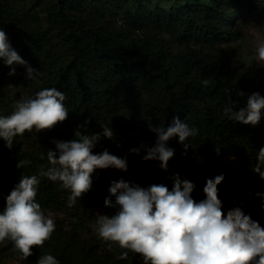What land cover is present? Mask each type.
I'll list each match as a JSON object with an SVG mask.
<instances>
[{"label":"trees","instance_id":"16d2710c","mask_svg":"<svg viewBox=\"0 0 264 264\" xmlns=\"http://www.w3.org/2000/svg\"><path fill=\"white\" fill-rule=\"evenodd\" d=\"M250 2L177 0L161 10L158 3L141 0H33L31 6L25 0H0V29L36 71L28 79L24 65L9 67L0 59V116L10 115L18 102L4 89L7 84H24L33 91L32 97L55 87L65 94L69 111L64 122L40 131V141L32 148H24L19 141L25 133L14 139L11 149L0 139V213L22 176L40 179L36 200L45 212L62 211L83 226L95 224L106 199L101 192L112 181L123 179L143 188L163 184L171 190L178 175L194 183L191 195L199 202L205 198L206 180L224 174L218 185L222 211L226 214L240 206L264 227L261 200L248 197L259 177L251 168L264 147V110L255 126L229 120L224 114L225 107L234 112L246 108L252 93L264 97V77L221 49L237 37L235 26ZM11 68H15L12 75ZM204 80L209 81L206 86ZM145 115L156 127L167 128L179 116L198 130L184 144L178 137L167 142L174 156L166 170L157 160L142 159L146 151L141 145L153 147L158 138ZM103 126L114 132L113 139H108L109 152L126 158L128 169H97L91 190L69 207L70 191L59 181L39 176L41 166L45 170L49 166L47 150L56 151L53 140L76 139L77 131L96 134ZM99 148L98 142L93 154ZM132 148H140V154L130 153ZM225 156L234 157L235 167L225 166ZM19 160L31 163L18 169ZM68 248L77 252L80 264H132L134 256L129 252L126 259H119L125 250L118 246L110 251L105 243L98 251L77 237ZM62 254L59 264L76 263Z\"/></svg>","mask_w":264,"mask_h":264},{"label":"clouds","instance_id":"9594fccd","mask_svg":"<svg viewBox=\"0 0 264 264\" xmlns=\"http://www.w3.org/2000/svg\"><path fill=\"white\" fill-rule=\"evenodd\" d=\"M257 60L264 63V40L257 47ZM0 59L11 67L24 65L28 79L34 78L36 71L11 47L7 34L0 29ZM15 73L11 68L10 75ZM206 86L209 81L204 80ZM240 96L244 93L240 92ZM66 97L55 87L45 88L34 97L19 100L15 110L7 116H0V139L5 146L12 148L14 139L25 132L50 130L68 118L69 111L64 104ZM264 110V97L252 93L247 107L237 112L225 107L224 114L229 120L255 126ZM150 131L157 134L155 146L146 147L144 161L157 160L161 169L166 170L174 156V149L167 142L178 137L184 142L197 135L198 130L190 128L179 116H174L171 124L153 127ZM76 139L70 141L53 140L56 151L47 150L48 167L41 166L39 176L51 181H59L63 188L70 191L68 206L75 205L78 198L92 188V175L97 169L110 167L127 171L126 158L111 154L107 149L93 154V148L101 136L113 139L111 127L103 126L102 133L82 134L75 132ZM187 149L188 145H184ZM217 155L220 147L216 146ZM139 155L140 148L130 149ZM44 159V154H41ZM31 162L19 160L16 167L22 168ZM264 180V147L256 155L255 165L251 168ZM224 174L206 180L203 188L205 198L197 202L192 197L193 182L181 180L177 175L171 190L163 184H152L148 188L130 184L123 179L112 181L108 189L110 196L105 199L106 207L119 206L111 217L99 215L95 231L108 244L123 249L119 259H126L128 253L139 254L143 264H264V227L237 206L222 211L219 188ZM40 179L37 175L22 176L19 183L6 197V207L0 213V243L11 241L23 258L33 255V248L43 246L55 231V220L46 214L37 202ZM252 193H249L251 196ZM255 196L261 200L264 209V193ZM111 197H115L113 204ZM37 264H59L52 255L38 258Z\"/></svg>","mask_w":264,"mask_h":264},{"label":"rangeland","instance_id":"374dc122","mask_svg":"<svg viewBox=\"0 0 264 264\" xmlns=\"http://www.w3.org/2000/svg\"><path fill=\"white\" fill-rule=\"evenodd\" d=\"M142 2L150 1L152 3H158L161 10L172 6L177 0H141ZM211 2L212 0H203ZM33 0H25L27 6H31ZM43 17L45 14L41 11ZM264 0H251L250 8L242 13L238 19V23L235 26L237 37L230 42H227L221 46V49L232 54L235 59L242 61L249 65L255 72L256 76L264 77V63L258 62L257 60V47L258 44L264 40ZM231 18V17H230ZM229 18V19H230ZM46 20V18H45ZM230 21V20H228ZM132 43H135V38L132 39ZM11 95L19 100H26L32 97L33 91L26 87L24 84L18 86H12L7 84L4 88ZM149 125L156 127L154 122L145 115ZM101 129L99 133H102ZM39 132L35 130L31 132H25V134L19 139L24 148H32L38 144L40 141ZM100 148L98 153L109 148V140L101 136L99 141ZM223 162L227 167H235L234 157L225 156ZM106 178H111L110 174H106ZM110 185L107 186L105 190L101 192V196L108 198L110 193L108 191ZM252 193L249 196V193ZM264 193V180L258 177L253 183L252 187L248 190V197H256L255 193ZM115 204V201H112ZM119 210V206L106 207L105 203L100 206L97 212V217L99 215H107L111 217ZM46 214H51L52 218L55 220V231L52 233L49 240L45 241L43 246H37L33 248V255L28 258H23L22 255L15 249L13 243L5 241L0 243V264H37L39 257L43 255H52L57 261L60 260V255L70 256V261L76 262L74 264H80V259L77 252H71L69 250V244L73 242L74 238H80L84 242L92 244L96 250L101 251L105 245V242L98 236L95 231V224L86 223L85 225H79L76 220L69 217L66 213L58 210L47 209ZM132 264H143L142 258L139 254H134L131 258ZM107 264V263H100Z\"/></svg>","mask_w":264,"mask_h":264}]
</instances>
